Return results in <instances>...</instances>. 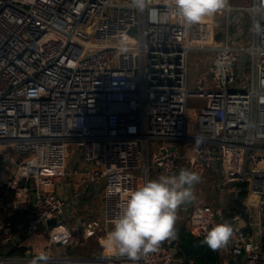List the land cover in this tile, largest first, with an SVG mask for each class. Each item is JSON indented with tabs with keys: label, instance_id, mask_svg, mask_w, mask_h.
<instances>
[{
	"label": "built area",
	"instance_id": "1",
	"mask_svg": "<svg viewBox=\"0 0 264 264\" xmlns=\"http://www.w3.org/2000/svg\"><path fill=\"white\" fill-rule=\"evenodd\" d=\"M149 7L155 12L131 0H0V219L11 210L28 235L57 219L47 264H179L173 239L135 261L55 253L74 240L61 222L69 197L49 190L68 177L77 150L86 171L73 198L81 187L104 194L103 219L86 223L85 238L113 226L126 194L152 172L179 173L181 155L163 143L194 144L185 159L193 172L219 164L225 182H248L246 203L259 195L264 213V0L249 8L228 0L213 23L190 27L165 0ZM240 9L249 25L232 18ZM181 211L195 236L213 227L212 208L190 201ZM233 229L226 254L264 264V232ZM15 238L10 222L0 224V264H31L38 255L13 254Z\"/></svg>",
	"mask_w": 264,
	"mask_h": 264
},
{
	"label": "clouds",
	"instance_id": "2",
	"mask_svg": "<svg viewBox=\"0 0 264 264\" xmlns=\"http://www.w3.org/2000/svg\"><path fill=\"white\" fill-rule=\"evenodd\" d=\"M186 27L198 24L204 18L224 10L228 0H165ZM151 0H131L139 12L151 14ZM201 177L182 168L175 175H161L142 183L128 192L121 204L120 214L113 228L104 237V246L119 256L135 261L139 256L156 249L164 240L174 238L177 210L195 199L194 186ZM234 229L225 222L211 227L204 243L212 250L225 247L233 238ZM48 256L40 253L31 264H47Z\"/></svg>",
	"mask_w": 264,
	"mask_h": 264
},
{
	"label": "crops",
	"instance_id": "3",
	"mask_svg": "<svg viewBox=\"0 0 264 264\" xmlns=\"http://www.w3.org/2000/svg\"><path fill=\"white\" fill-rule=\"evenodd\" d=\"M245 2V7H251L253 4L251 0ZM216 17H220L218 13L209 16L206 21L208 22H214V19ZM164 148H168L170 150H176L179 155H181V165L182 168H188V170L193 171L190 165L186 162L185 159H187V156L191 155L192 150L194 149V144H187L185 142H174V143H163L162 144ZM220 165L218 164V167L214 168L213 170L208 171H214L219 173ZM86 171L85 164L82 163V161H78V168L70 169L68 171L69 175L65 180L58 181L55 183V185L50 188V192L55 193L59 197H69V204L66 207L65 213L61 218V222L69 227L71 230L72 236H73V244L68 247H55V253L61 254V255H74V256H91V255H108V256H119L117 254H114L113 252L109 251L104 246V237L105 235L112 230L109 226H105L104 230L99 232L96 236L91 238H85L84 236V230L86 223L92 219V215H83L79 214L77 210V205H79V201L75 202L73 198V191L78 188V185L80 184L81 175L83 172ZM207 172V171H206ZM164 175L161 171H154L152 172V175L150 177V180L156 179L159 176ZM224 182V180L222 181ZM227 184V183H226ZM82 190L81 196L78 198H89L92 197L95 194L94 187L89 188H80ZM194 194L196 196V192L194 190ZM77 199V200H78ZM103 199L104 194L102 193V209L100 211V216L97 217V219L102 220L104 216V208H103ZM82 201H85V199H81ZM196 198L192 200L195 205ZM248 206L251 204L249 201L246 203ZM251 219L250 222L245 221L242 218H235L234 223L231 224L233 228H243L246 232H248L251 235L259 236L261 233L264 232V213H260L259 208L251 204ZM182 207V206H181ZM181 207L177 210V221L175 224V228L181 224H188L186 220V213L181 211ZM9 208V207H8ZM213 209V208H212ZM220 212V211H219ZM218 214L216 213V218L220 217V223L225 222V216H222L221 212ZM8 215H7V214ZM6 217H3L0 219V224L4 223L6 225L8 222H10V226L14 229V233L16 237L18 235L22 236L23 241L19 243H15V248L12 251L15 255H23L26 251L31 250L34 254L39 255L44 251V249L49 245V232L53 225L51 226H44L38 229L33 234H26V232L22 229L23 224L20 223V220H17V218L14 217V214L11 210H7V212L4 213ZM229 214V213H227ZM27 215V214H26ZM24 215V216H26ZM103 215V216H102ZM215 218V219H216ZM19 219V218H18ZM215 222V220H214ZM214 226V223H213ZM172 239V238H170ZM226 248L227 246L221 248V255H222V264H239L241 262V259H229V256L226 254ZM231 258V257H230Z\"/></svg>",
	"mask_w": 264,
	"mask_h": 264
},
{
	"label": "rangeland",
	"instance_id": "4",
	"mask_svg": "<svg viewBox=\"0 0 264 264\" xmlns=\"http://www.w3.org/2000/svg\"><path fill=\"white\" fill-rule=\"evenodd\" d=\"M249 1V0H246ZM253 3V0H251ZM231 3L233 6L235 7H239V8H244L245 7V2L244 0H231ZM243 15V19L245 22H247V24L249 25L248 21H249V12L244 10V9H240V10H235V13L232 15V18L235 19L237 17H239L240 15ZM219 21H221L222 19L217 18ZM224 19V18H223ZM236 33L234 32V30L231 31V36L234 39L235 38ZM246 45H248L249 43H245ZM199 58L198 55L196 54H192L191 59H190V88H193L192 86V81H193V73L195 70V66L196 63L198 62ZM202 102L200 100H194L191 99L189 100V107L190 108H198L201 107ZM157 141H153L152 142V150L154 151L156 149V145H157ZM76 147L74 145H71V150H73V148ZM78 147H76L77 149ZM80 157V153L77 150L76 152H70L69 154V158H68V167H67V171H69L70 169H76L78 168V161H80L79 159ZM182 169V168H181ZM184 169H188V168H184ZM14 173V170H11V174L10 176ZM201 177V180L199 183L195 184L194 186V190L196 192V201H195V205L196 206H206V207H210L213 208V211L218 210L223 212V207L225 206V204L228 202L229 199V195L231 194L230 188H229V184H226L227 182H222L224 179L220 173L214 172V171H207L203 174H199ZM95 194L92 197H82L80 199L74 198L76 200H74L75 202L79 201V205H77V210L79 212V214H81V216L83 215H92V219L91 220H95L97 219V217L100 216V211H101V207H102V193H103V189L102 188H95ZM78 199V200H77ZM81 199H85V201H82ZM215 209V210H214ZM103 216V215H102ZM99 219H101V216L99 217ZM90 221V220H89ZM220 221V217L218 216L215 219L214 225L219 224ZM229 259H232L229 257Z\"/></svg>",
	"mask_w": 264,
	"mask_h": 264
},
{
	"label": "trees",
	"instance_id": "5",
	"mask_svg": "<svg viewBox=\"0 0 264 264\" xmlns=\"http://www.w3.org/2000/svg\"><path fill=\"white\" fill-rule=\"evenodd\" d=\"M227 184H229L231 194L228 196V202L223 207V212L220 211L222 216H226L229 213L232 219L238 217L250 222L252 212L246 204L248 182H232ZM215 211L218 214L219 209ZM175 231L176 235L172 239L177 245L176 257L179 260V264H222L221 248L215 251L209 248L203 242L205 236H195L189 229L188 224L177 226Z\"/></svg>",
	"mask_w": 264,
	"mask_h": 264
},
{
	"label": "water",
	"instance_id": "6",
	"mask_svg": "<svg viewBox=\"0 0 264 264\" xmlns=\"http://www.w3.org/2000/svg\"><path fill=\"white\" fill-rule=\"evenodd\" d=\"M131 33H134V29L131 31ZM3 167H2V164L0 163V171H2ZM13 196V194H12ZM35 200H36V197L34 196V201H33V204L35 203ZM249 202L251 204H254V205H258L260 203V196L259 195H254L250 198ZM58 222L57 219H53L51 221L48 222V225L51 226V225H56ZM225 222L229 223V224H233L234 223V220L231 218L230 214H226L225 216ZM224 222V223H225ZM110 228H113L112 225H108ZM23 239H22V236L18 235L16 238H15V243H19V242H22ZM172 248L175 249L176 248V243L173 242L172 244Z\"/></svg>",
	"mask_w": 264,
	"mask_h": 264
},
{
	"label": "bare ground",
	"instance_id": "7",
	"mask_svg": "<svg viewBox=\"0 0 264 264\" xmlns=\"http://www.w3.org/2000/svg\"><path fill=\"white\" fill-rule=\"evenodd\" d=\"M208 18H209V16H208V17H206V18H204L203 20H204V21H206V19H208ZM206 22H208V21H206ZM209 23H212V22H209Z\"/></svg>",
	"mask_w": 264,
	"mask_h": 264
}]
</instances>
